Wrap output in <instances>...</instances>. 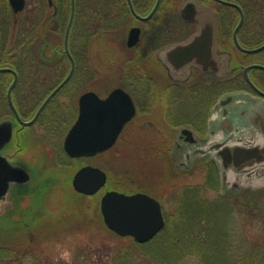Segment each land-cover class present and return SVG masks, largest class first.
<instances>
[{
  "label": "trees",
  "instance_id": "obj_1",
  "mask_svg": "<svg viewBox=\"0 0 264 264\" xmlns=\"http://www.w3.org/2000/svg\"><path fill=\"white\" fill-rule=\"evenodd\" d=\"M54 1L52 4L54 3L55 9H52L48 0H34L32 9L26 6L22 12L14 14L8 0H0V68H11L18 73L17 88H22L27 91V95L35 97L33 101L35 104L40 103L47 93L63 80L70 65L63 52V44L59 45L68 21L70 2ZM131 1L136 11L144 10L151 2ZM227 1L238 4L245 15L244 23L237 34L241 46L253 48L262 44L264 29L254 28L253 23H264V0ZM207 3L217 13L220 39L226 31L229 32L232 42V31L239 17L237 10L213 0H207ZM50 9L52 12H49ZM75 12L76 21L71 30L69 49L76 60V69L82 65L86 68L85 61L89 52H93L94 49L105 51V36L113 34L111 31L116 30L119 25L120 28L125 25L131 13L127 0H75ZM80 15L84 18L83 28L80 33L75 34V26ZM44 16L45 23L42 19ZM52 27L57 30L55 33L52 32L54 37L51 44L44 41L43 29L52 31ZM184 28L189 33L193 31L192 24H186ZM235 52L240 56L237 58L239 60L241 58L244 64L246 62L264 64V50L253 55L243 54L236 49ZM123 67L132 78L134 72L141 70L134 57L125 59ZM236 78L237 76L234 79ZM11 80V73H0V121L9 118L11 113L6 98ZM243 82L248 87L244 78ZM16 92L17 90L13 91ZM164 159L168 158L163 156ZM213 170L211 166L207 167L206 188L209 187L207 183L212 182L211 172L215 171ZM119 186L122 187L118 184L114 188ZM186 187H181L179 198L175 199L178 200V204L171 218L165 221L164 228L151 241L138 244L130 237H119L108 230L117 239L126 241L112 257L111 264H181L186 258L194 259L197 264H264V204L254 202L262 196L261 193L250 194L248 199L238 193L232 195L222 193L218 200L209 203L199 198V186L190 188L191 192ZM46 189V184L39 186L35 192L25 186L15 187L14 191L18 196H31L29 207L24 211L26 222L21 225L10 222L9 218H1L0 221L3 223H0V227L7 228L13 224L16 232L24 230L38 234L43 232L47 221L56 217L54 212L40 205L43 203L42 198ZM37 210L42 212V215H38ZM234 212L252 216L250 221L260 235L250 241L247 239L239 242L235 235L234 223L231 222ZM40 224L44 225L39 227ZM18 234L20 233H16ZM42 240L40 236L16 239L12 246L0 247V260L6 261L7 264L21 263L26 256H32L31 252L21 251L31 248L34 251L41 245Z\"/></svg>",
  "mask_w": 264,
  "mask_h": 264
},
{
  "label": "rangeland",
  "instance_id": "obj_2",
  "mask_svg": "<svg viewBox=\"0 0 264 264\" xmlns=\"http://www.w3.org/2000/svg\"><path fill=\"white\" fill-rule=\"evenodd\" d=\"M33 2L34 0H26V6L32 9ZM170 2L173 8V13L176 14V10H178L182 0H170ZM165 8L166 3L162 6L160 15L165 11ZM49 12H52V9H50ZM82 14L84 15V13ZM83 15L78 17L80 19L77 20L75 34L80 33V30L83 28ZM85 19L88 21L87 17ZM134 23L136 22L132 16H129L125 25L123 24L121 28L119 25L116 30L111 31L113 34L105 36V51H103L104 49H94L93 52H89L85 61L86 68L85 65H82L76 69L71 83L66 85V87L58 93L53 100L54 106L55 104H59L63 107L70 103H76L78 97L87 91H94L100 96H105L107 92L123 85L131 91H134V88L140 87L139 85L134 84L132 76L127 75L123 70L124 60L129 57L135 58V54H137V52L140 53L141 49L138 50L137 47L128 49L125 45L129 28ZM166 25H169L168 28H172L174 25H180V20L177 15L175 18L170 17ZM145 26L147 27L146 24ZM193 29L194 28H192V30ZM188 36L189 32H177L171 40L177 41L185 39ZM143 38V42L146 44L148 43V46L152 47L157 45L156 47H159L160 49L163 47V39L156 43L153 42V44L148 41L150 38L149 32ZM165 38H167V36ZM230 38L229 32L226 33V31H224V34L220 39L222 50H235ZM145 43L143 45H145ZM61 44L62 40L59 45ZM154 54V51L148 50L145 60L147 61L150 59L151 63H155L153 60ZM81 56L82 55H80V57ZM235 57L237 65H247L246 63L248 62L244 64L241 58L240 60L237 58L240 56L236 52ZM151 68L156 70L157 73L148 74V77H154V82L156 81L163 85L165 80L161 74L163 72L162 69L159 66ZM257 73L258 72H255V74ZM236 76V79L223 82L218 87H216L214 82L210 81L213 80L211 76H205L201 79L203 81V84L200 86L202 88L200 90L202 96H195L194 100L190 99L192 101L190 104L188 103L189 98L183 99L182 102L180 101L181 107L187 103L186 106H189L190 108L192 103L195 104L199 99L202 101L203 96H205V98L208 97L210 104H212L216 101L217 97L221 94L224 95L225 92L238 90L240 88V90H249L243 82V75L237 73ZM34 98L35 97H31L25 93L24 95L20 94L19 103L22 105V103L25 102V104L28 105V108H31L35 105L33 102ZM197 104L198 103H196V105ZM24 113L26 114L27 112L25 111ZM179 121L181 122L182 120ZM33 128L36 130L38 136H42L38 126H34ZM174 128H176V126L169 129L172 130ZM126 129L130 130V128L127 127ZM61 137L62 136H59L58 138L60 144ZM45 138L47 139H45L47 142L52 140L54 144L56 143V136L53 134H47L45 132ZM129 140L125 143L120 141L111 150L94 159L96 165H104V170L108 179L105 189L101 190L99 194L87 198L79 197L74 193L71 185V178L75 170L78 168L73 166V162L68 160L59 148V155L57 158L51 153L52 151L49 150L50 153H48L45 163L38 166L33 162L34 158L31 159L29 152L21 155L20 163L24 164L22 166L29 170L31 175L33 173V180H31V182L25 187L35 192L38 190L39 186L46 184L47 189L42 198L43 203L40 205L43 208L46 206L50 211L54 212L56 217L55 219L53 218L54 220L49 219L44 231L39 234L38 232L29 233L26 230L16 232L15 225L13 224L7 228L0 227V247L12 246L15 244L14 242L16 239L20 240L27 237L35 238L39 236L43 239L41 245L34 249V251H32V248L31 250L25 249L21 251V253L27 251L31 252L32 256H26L22 259L21 263L12 264H111L112 257L118 248L125 244L126 241H121L110 234L102 220L99 209V200L102 194L108 190H117L126 194L144 192L150 196L152 195L154 198H158L159 201L161 199L165 221H167L168 218H171L172 213L177 208L178 200L175 199L179 198V193L183 186H187L186 189L189 192H191L190 188L199 186V198L207 200L209 203L218 200L222 196L219 186L220 177L216 172H211L212 182H210L211 184L208 182L207 184L209 187L206 188L205 185L208 181L207 168L202 165V162H199L201 160L197 159V157L186 159L188 168L184 169L177 166L176 168L174 166L175 164L170 159L163 160V158L155 157L148 153L145 148L144 140L140 143L138 141L136 144L133 143V140H135L134 138ZM48 144L51 145V143ZM135 145L137 147L140 145V148L143 151L141 154L138 155V153H136L137 147ZM145 152L148 154H145ZM29 159L30 161H28ZM175 161L177 163L185 162L181 153L175 157ZM87 162L91 161L87 160ZM57 166L66 168L58 170L59 168H57ZM118 184L122 187L119 186V188L117 187L115 189L114 187ZM111 186L114 189L109 188ZM237 186V190L234 192H239L248 199L250 194H253L252 191H255V194H260L261 192H259V189L264 187V183H255V185L249 187L240 186V184ZM225 190L227 193H232L229 188ZM30 200L31 196L20 197L11 189L6 200L0 204V215H4L1 218H9L10 222H16L23 225L26 222L24 220V211L28 209ZM254 202L263 205L264 198L259 197L254 200ZM36 213L42 215V212H39L38 210ZM250 217L252 216L241 215L236 212L232 214L231 222L234 223L233 227L236 232L235 235L239 242L247 239L250 241L260 235L255 225L250 221ZM0 223L3 222L0 221ZM54 224H56V226ZM43 225L44 224H40L39 227ZM16 233L20 234L16 235ZM0 263L7 264L6 261L3 262L2 260H0ZM181 264H197V262L192 258H186Z\"/></svg>",
  "mask_w": 264,
  "mask_h": 264
},
{
  "label": "water",
  "instance_id": "obj_3",
  "mask_svg": "<svg viewBox=\"0 0 264 264\" xmlns=\"http://www.w3.org/2000/svg\"><path fill=\"white\" fill-rule=\"evenodd\" d=\"M222 5L235 8L240 13V20L234 28L232 38L236 48L246 54H254L264 49V43L255 48H244L237 40V32L243 24V11L239 5L227 0H214ZM161 0H156L146 16H140L134 10L131 0H127L133 16L147 21L156 12ZM15 14L23 11L26 0H8ZM75 15V0H70V16L64 35V51L70 58V70L65 79L46 97L35 116L29 121L19 118L13 104L11 92L17 82V73L11 68H0V73L9 72L13 80L7 89V101L10 109L17 116L22 126L32 124L45 105L67 83L75 70V62L69 47V34ZM178 16L187 23H196V31L185 41L161 48L156 57L166 69L168 76L175 81H186L192 67L203 73L211 72L218 79L227 78L234 69L230 66L232 55L221 51L217 44L216 20L213 10L202 0H183L178 8ZM141 29L133 26L129 29L126 47L137 45ZM260 69L262 64H249L242 70L250 88L258 95L252 97L244 92L231 93L218 101L217 112L220 114V141L215 149V159L219 164L222 188L231 189L233 184L244 187L264 183V92L251 80L249 71ZM238 105L231 109L230 105ZM79 115L76 122L64 139V149L70 157L94 156L110 149L116 142L123 127L135 115V106L129 94L121 87L114 88L104 97L94 91L84 92L78 100ZM262 108V109H261ZM247 123L238 124L234 114L239 113ZM250 118V119H248ZM252 120H255L254 122ZM260 122V123H259ZM13 121H0V204L6 200L10 190L17 186H27L32 177L29 170L10 163L1 154L12 137ZM243 129L241 133L237 129ZM181 135H191L190 130L183 129ZM261 139L260 144L257 137ZM255 144L245 145L241 142ZM191 141L190 139H188ZM241 141V142H239ZM263 142V143H262ZM209 145V144H208ZM107 182V174L98 167L86 165L73 175V189L84 195H94ZM231 182V183H229ZM100 212L106 227L120 237H131L136 243L144 244L152 240L164 227L165 220L161 203L146 193L126 194L118 191H107L100 199ZM4 215H0V218ZM3 264V263H0Z\"/></svg>",
  "mask_w": 264,
  "mask_h": 264
},
{
  "label": "flooded vegetation",
  "instance_id": "obj_4",
  "mask_svg": "<svg viewBox=\"0 0 264 264\" xmlns=\"http://www.w3.org/2000/svg\"><path fill=\"white\" fill-rule=\"evenodd\" d=\"M166 1H165L166 3L165 11H163V13L160 15L161 5L164 2V0H161L159 8L153 14V16L147 21H141L135 18L133 14H131L132 18L136 22L132 24L131 27L138 26L141 29L139 41L136 45L138 50L140 48L141 49H140V53L137 52V54H135V58H134V60L136 61V63L138 64L141 70L133 74L134 84L139 85L140 87L138 86L139 88H134V91H131L126 86L124 85L121 86V88L129 94L130 98L132 99L134 103L135 115L128 123L125 124L114 146H116V144H118L120 141L122 143H125L131 138L135 139L133 140L134 144H136L138 141L140 143L142 140H144V143L146 146L145 148L148 153L154 155L155 157L163 158L164 156L165 158L170 159L175 164L174 165L175 167L177 166L179 168H184V169L188 168L186 159L197 157V159L201 160L199 162H202V165H204L206 168L208 166H211L215 170L213 171L216 172L218 175L220 168H219L218 162L215 159V155H214L215 149L212 147L214 145L221 143V142H218L220 141L219 135L221 133H220V122L218 120L220 118V114H218L217 112V107H218V101L222 98V94L219 97H217L216 101L212 104H210L208 97L205 98V96H203L202 101H200L199 99L198 102H196L198 103L197 105L196 103L195 104L192 103V106H191L192 108L191 107L189 108V106H186L187 103L184 104L183 107H181L180 103L183 101V99L189 98L188 103L190 104L192 102L190 99L194 100L195 96H202L200 92L202 88L200 86L203 84V81L201 79L204 78L205 76H211L213 80H210V81L214 82L216 84V87H218L223 82L233 80L235 76L237 75V73L242 74L241 72L244 66L237 65L236 59L233 58V54H232L231 67L234 69V71L224 81L221 79H218L215 76V74L211 72L203 73L199 68H196V67L191 68L190 75L184 82L175 81L171 79L168 76L166 69L163 67V65L158 61L156 57V54L160 50V48L156 47L157 45H154L152 47L148 46V43L146 44L145 42H143L144 41L143 37L147 35L148 32H149V37H150L148 41L153 44V42L156 43V42H159V40L163 39L164 40V44H162L163 47L167 45L183 42L187 39L185 38V39H181L177 41L171 40L172 37L177 32L179 33L181 32L183 33L184 31L187 32L184 27L188 23H185V22L182 23L181 19L178 16L177 10H176V14L173 13V8L171 6L170 0H168L167 2ZM155 2L156 0H151L149 6L145 8L146 10L144 9L142 11H136L137 14L140 16H146L152 9ZM48 3L52 7V9H55V6L52 4V0H48ZM213 12L215 15V20H216L217 44L219 48L222 49L221 42H220L219 26H218V16L215 10ZM237 12H238L239 17H238V21L236 25L238 24L240 20V13L238 10ZM69 14H70V10H69ZM176 15L178 19L180 20V25H174V27L168 28L169 25H166V23L168 22L170 17L175 18ZM243 16L245 20L244 12H243ZM45 18H46L45 16L42 17V19L44 20L43 23H45V20H46ZM68 20H69V17H68ZM244 20H243V23H244ZM75 21H76V16H75L74 22ZM67 24H68V21L64 28L63 40H62L63 45H64V35H65ZM145 24L147 25V27L145 26ZM253 27L264 29V23H260V22L253 23ZM193 28H194L193 31L189 33V35L193 34L196 31V24H193ZM56 30L57 29H55L54 27H52V31L51 30L47 31L43 29L44 41L50 42L52 44L51 41L54 37V34H52V32L55 33ZM71 30H70V34H71ZM70 34H69V38H70ZM166 36L167 38H165ZM0 40H1V33H0ZM144 43L146 47L145 45H143ZM148 47H151V48H148ZM148 50H152L155 52V54L153 55V60L155 63L153 62L151 63L150 59H148L147 61L145 60L147 57ZM233 53L235 52L233 51ZM65 56L67 58V61L70 64L71 63L70 58L67 56L66 53H65ZM72 58L74 59V62L76 64L75 58L73 56ZM251 63H258V62H251ZM158 66L163 71L161 73L163 75L161 76L165 80V83L163 85L159 82H156V81L154 82L155 80L154 77H151V76L148 77V74L157 73L156 70H153L151 67H158ZM69 70H70V65H69L68 72ZM68 72L64 75L63 79H65V77L68 75ZM75 72L76 71L73 72L70 79L67 81L65 86H63L58 91V93H60L66 87V85L71 83L72 79L74 78ZM255 72H258V73L255 74ZM263 73H264L263 71L259 72L257 70L250 71V76L253 79V81L256 83V85L261 90L264 91ZM17 78L18 79H17L16 85L14 86L11 92V97H12L13 104L15 105V108L19 115V118L26 122V121L31 120L35 116L37 110L39 109L43 101L46 99V97L54 90V88L59 83L47 93V95L43 98V100L40 103L35 104L31 108H28V105L25 104V102L22 103V105H20L19 103V95L20 94L24 95V93L27 94V91L22 88L21 89L17 88V85L19 83L18 73H17ZM12 80H13V75H12ZM14 90H17V92L13 93ZM228 92H231V91H228ZM109 93L110 91L107 92L105 96H100L99 94L97 95L101 98H104ZM57 94L45 105V107L41 110L36 120L32 124L27 125V126H22L20 124V122L17 119V116L9 107L11 111L9 115V119L12 120L14 123L13 132H12V137L9 143L1 151V154L5 155V157L8 159L10 163L14 165L22 166L24 164L20 163L21 162L20 157L21 155H24L26 152H29V154L31 155V159L34 158L33 162L35 163V165L38 166V165H43L45 163V160L48 157V153H50L49 150L52 151L51 153L57 158L59 155V152H58V148H59L64 154V156L68 160L73 162L74 164L73 166L78 168L75 170L74 174L76 173L77 170H79L80 168L86 165L98 167L101 170L105 171L104 165L102 166L96 165L94 163V159L97 156L102 155L107 151L98 153L94 156H85V157H78V158L70 157L65 152L64 139L68 131L70 130V128L76 122L78 115H79V105H78L79 97L76 103H70L68 105H64L63 107L62 105L55 104L56 106L55 107L53 105L54 104L53 100L55 99ZM6 98H7V91H6ZM234 106H236L237 108L238 105L231 104L230 105L231 109H235ZM25 111L27 112L26 114L24 113ZM234 116L236 117L235 122H237L238 124L245 123L244 122L245 119L240 114V112L234 114ZM179 120H182V121L180 122ZM252 121L254 122L255 120H252ZM247 123L250 124L251 122H247ZM34 126H38L40 133H42L41 134L42 136H38L36 130L33 128ZM173 126H176V128L170 130L169 128ZM126 127L130 128V130H127ZM137 127H138V132H137ZM183 129L190 130L191 135L189 136L181 135V131ZM237 130L240 131L241 133H244L243 129L239 127ZM45 132L47 134H53L56 136L55 144L54 142H52V140H49L48 142L45 141L46 139ZM59 136H62L61 144L59 143V140H58ZM188 139H190L191 141H189ZM256 141L257 140L252 141V142H241L240 144H242L243 146L252 145V144H255ZM260 141L261 139L259 138L256 143L259 145ZM48 143H51V145ZM136 149H137L136 153H138V155L143 152L140 148V145ZM147 152H145V154H148ZM179 153H181V155L184 157L185 162L177 163L175 161V157H177ZM87 160L91 162H87ZM28 161H30V159ZM57 168H59L58 170H61L66 167L57 166ZM237 187H238L237 184H233V187H231L230 189L232 193H236L234 191L237 190ZM73 191L74 193H76V195H78L79 197H83V198L92 197L100 193V191H98L95 195H84V194L76 192L74 189Z\"/></svg>",
  "mask_w": 264,
  "mask_h": 264
}]
</instances>
